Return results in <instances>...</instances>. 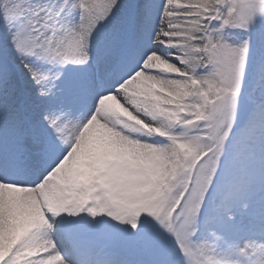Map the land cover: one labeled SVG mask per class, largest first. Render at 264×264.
<instances>
[{
	"label": "snow or ice",
	"instance_id": "1",
	"mask_svg": "<svg viewBox=\"0 0 264 264\" xmlns=\"http://www.w3.org/2000/svg\"><path fill=\"white\" fill-rule=\"evenodd\" d=\"M0 264H264V0H0Z\"/></svg>",
	"mask_w": 264,
	"mask_h": 264
}]
</instances>
